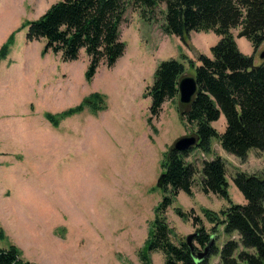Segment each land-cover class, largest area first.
Here are the masks:
<instances>
[{
	"label": "rangeland",
	"instance_id": "obj_1",
	"mask_svg": "<svg viewBox=\"0 0 264 264\" xmlns=\"http://www.w3.org/2000/svg\"><path fill=\"white\" fill-rule=\"evenodd\" d=\"M58 1L0 0V50L13 39L0 61V247L16 246L32 264H143L138 253L150 238L156 207L169 194L157 186L166 153L178 138L194 136L196 130L183 117L188 106L178 95L149 122L152 100L146 89L158 64L170 58L183 62L184 76L193 77L192 64L200 54L210 56L220 37L213 31L165 35L163 5L151 22L138 9L127 8L120 24L125 53L111 67L101 62L88 81L83 49L67 62L50 51L43 55L45 40L26 38V23ZM231 31L241 53L251 55L250 41ZM262 51L264 42L256 64L263 60ZM97 92L104 95L103 110L86 103L82 112L57 125L46 117L83 104ZM212 123L220 134L227 124L222 113ZM211 148V154L194 149L186 157L198 170L193 194L180 191L165 211L175 245L199 228L193 220L197 216L221 248L230 235L210 222L206 211L219 213L246 202L233 183L237 172L264 173V154L255 148L247 161L226 152L216 138ZM214 156L224 160L229 199L200 191L202 163ZM177 208L188 220L177 215ZM149 259L150 264L165 263L159 250ZM208 260L215 264L219 255Z\"/></svg>",
	"mask_w": 264,
	"mask_h": 264
},
{
	"label": "trees",
	"instance_id": "obj_2",
	"mask_svg": "<svg viewBox=\"0 0 264 264\" xmlns=\"http://www.w3.org/2000/svg\"><path fill=\"white\" fill-rule=\"evenodd\" d=\"M158 5L164 6L161 28L165 35L184 38L193 31H213L220 38L211 47L210 56L200 54L197 64L191 62L198 87L183 117L195 125L194 136L198 142L183 152L167 151L162 189L169 194L164 195L155 209L150 238L138 257L143 264H150V253L159 250L164 256L163 264H208V258L200 263L194 260L185 241L177 245L171 241V228L164 214L180 191L193 194L198 170L186 161L192 150L211 154V140L216 138L220 147L241 161L248 160V151L252 148L264 154V59L255 63L256 51L264 42V0H60L41 17L26 23V38L29 42L45 40L42 54L50 51L67 62L76 60L83 49L88 57L85 78L90 81L101 62L111 67L125 53L120 24L126 9H138L142 19L151 22ZM232 29H237L238 37L250 41L251 55L241 53ZM12 44L11 38L2 47L0 61L7 56ZM184 71L183 62L173 58L158 64L153 82L145 92L152 100L149 122L159 116L164 102L178 95L177 84ZM86 103L96 112L106 106L104 95L97 92L88 96L83 104L57 116L47 113L46 117L57 125L60 119L82 112ZM221 113L227 122L222 134L212 126ZM200 173L201 192L230 198L224 160L219 156L204 160ZM233 183L246 202L232 203L219 213L206 211L209 221L222 225L224 233L230 235L221 248L214 245L210 255H219L220 260L215 264H264V173L239 171ZM176 211L179 217L188 220V214L179 208ZM193 220L199 223V228L195 229L192 242L196 250L201 251L211 235L197 216H193ZM233 233L238 235L237 240L231 237ZM0 264L32 263L24 260L20 250L12 245L0 247Z\"/></svg>",
	"mask_w": 264,
	"mask_h": 264
},
{
	"label": "water",
	"instance_id": "obj_3",
	"mask_svg": "<svg viewBox=\"0 0 264 264\" xmlns=\"http://www.w3.org/2000/svg\"><path fill=\"white\" fill-rule=\"evenodd\" d=\"M260 58L264 59V51L261 52ZM178 97L180 99L181 104H189L192 100H194V96L196 95L197 91V83L194 76H184L178 80ZM198 138L193 135H185V137L178 138L174 143L171 149H178L179 151H186L191 147H195L197 145ZM164 173L160 176L159 180L157 181V186L162 188L163 180H164ZM195 232L191 233L186 237L185 243L188 248H191V253L197 262H202L205 258H208L211 253V249H213L216 235L210 236L208 242L202 248L201 251L196 250L193 244V237L195 236Z\"/></svg>",
	"mask_w": 264,
	"mask_h": 264
}]
</instances>
